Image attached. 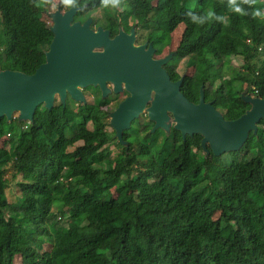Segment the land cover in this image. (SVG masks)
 I'll list each match as a JSON object with an SVG mask.
<instances>
[{"label": "trees", "instance_id": "16d2710c", "mask_svg": "<svg viewBox=\"0 0 264 264\" xmlns=\"http://www.w3.org/2000/svg\"><path fill=\"white\" fill-rule=\"evenodd\" d=\"M72 1L104 9L106 19L90 15L95 24L115 14L127 23L138 18L163 47L184 23L176 55L195 73L185 77L182 92L197 103L203 83L216 87L213 105L226 119L251 107L241 98L233 105L228 93L264 97V16L252 15L264 10V0L61 3ZM38 2L45 8L47 0H0V70L33 74L46 61L54 34ZM190 13L208 18L193 23ZM234 57L242 62L234 65ZM167 70L173 80L181 77L175 67ZM109 97L100 92L76 114L74 100L57 99L51 110L40 106L33 123L0 118V140L9 133L0 146V264H264V119L239 151L216 156L206 153L201 134L183 139L174 127L152 131L153 121L137 118L123 133L128 145L115 156L118 164L104 168L108 145L116 142L107 129L110 109L103 108Z\"/></svg>", "mask_w": 264, "mask_h": 264}, {"label": "water", "instance_id": "95a60500", "mask_svg": "<svg viewBox=\"0 0 264 264\" xmlns=\"http://www.w3.org/2000/svg\"><path fill=\"white\" fill-rule=\"evenodd\" d=\"M76 12L74 6L63 11L58 5L49 13L54 37L46 61L35 73L0 70V118L11 121L18 112L19 120L33 123L40 106L51 110L57 99L66 104L69 96L85 102L83 89L95 86L103 97L112 91L128 93L110 114V125L127 145L123 133L143 113L154 122L152 131L169 132L174 124L183 139L201 134L206 153L211 150L216 156L239 151L250 132L257 133L258 123L264 119V98L243 93L251 107L234 120L226 119L213 101L205 100L204 84L195 103L182 92L184 75L172 80L164 65L173 53L153 59L152 44L148 50L145 44H134V29L111 37L104 27L94 28L91 18L73 22Z\"/></svg>", "mask_w": 264, "mask_h": 264}, {"label": "rangeland", "instance_id": "374dc122", "mask_svg": "<svg viewBox=\"0 0 264 264\" xmlns=\"http://www.w3.org/2000/svg\"><path fill=\"white\" fill-rule=\"evenodd\" d=\"M50 3L47 7L48 10H46L42 5H40V3L38 2V5H40L41 7H38L39 9H41V12H42V20L48 25V26H51L53 24V21L49 15V12L51 11H54V9L56 8V3L58 0H49ZM181 0L179 2V6L181 5ZM190 6H194V1H191L189 3ZM37 8V6H35V9ZM121 7H119L118 9H120ZM108 9L110 11H114V4L110 5L107 7V9H105V11L107 12ZM104 11L103 10H99V9H91L88 11V14L85 15V17H88L90 16L91 14L95 13V14H98V13H102ZM185 28V24L184 23H181L179 24L175 30L171 33V44L166 46L165 48V51L168 52V51H175L176 48H177V45L180 41V38H181V34H182V31L183 29ZM242 62V59L241 57H234L233 58V63L235 65H239L240 63ZM174 63H179V58H175L174 59ZM178 73L180 75L182 74H193L195 72V67L192 66V63L189 62V65H188V59L184 58L180 61L179 63V67L177 69ZM230 71V68H227L226 69V75L229 73ZM227 77H225V80ZM224 80V82H225ZM228 89L230 88V83H226ZM241 85V84H240ZM245 86V84H244ZM216 87L212 86L211 84H206L205 85V92H206V99L207 100H210L208 98V93L210 92L212 94V92H214V89ZM102 92V91H101ZM84 93H85V102H80V101H77V100H74L73 103H71L72 105V108L75 110L74 113L76 114L77 110L79 109V105H84L85 108H87L88 106L90 105H93L96 103V101L99 99V95H100V91H98L97 87H94V86H88L84 89ZM110 93H114V92H110ZM108 94L106 97L104 98H108V103L107 105H105L103 108L104 109H110V114L118 107L117 105H119L118 103H120L121 101H123L126 97H127V94L124 93V91H121L119 93H114V94ZM102 94V93H101ZM228 96H229V100L230 102L233 104V105H240L241 104V100H240V97L238 95L237 92L235 93H228ZM70 97V96H69ZM103 97V95H102ZM212 97V96H211ZM59 100V99H58ZM116 101V104H113V102ZM112 105H115V109L114 108H111ZM110 116V115H109ZM16 117L18 120H19V113L16 112L14 113L13 115V118ZM12 118V119H13ZM140 121L143 122V124H146L150 121L149 117L146 115V113H143L140 115ZM108 120H109V124H110V120H111V117H108ZM19 121H24V122H27V123H31L29 120H23V119H20ZM90 127H92V123L89 124ZM108 131L110 132H114L115 130L113 129V127L111 125H109L107 127ZM163 131H165L164 129H162ZM162 130H159L160 132H158L157 134V140L159 141H163L164 138L167 136L165 133H169V132H166L165 133L162 131ZM115 133V137H116V142L120 143L121 145H117L116 142H113V143H110L108 145V149L111 151V155H110V162H108L104 168H107L109 167L110 165L111 166H114L116 164H118L115 159L118 155V153L121 152L123 146H127V143L126 142H122L118 139L117 135H116V132ZM7 137H9V133H7V135H5ZM46 136L48 137V134H46ZM7 137H4L5 139H7ZM3 138V139H4ZM3 139L0 140V146H2V142H3ZM83 142L82 141H79L77 143H75L74 145L68 147V151H73L77 146L81 145ZM123 145V146H122ZM6 147H8V145H6ZM9 177H8V181H9V186L7 188V193H8V196L10 199H13L14 197V181L11 180L10 176H11V172H12V168H10V171H9ZM18 179H20V177H18ZM116 194V192H114ZM21 262V259H17L16 260V264H20Z\"/></svg>", "mask_w": 264, "mask_h": 264}, {"label": "clouds", "instance_id": "9594fccd", "mask_svg": "<svg viewBox=\"0 0 264 264\" xmlns=\"http://www.w3.org/2000/svg\"><path fill=\"white\" fill-rule=\"evenodd\" d=\"M62 0H58L57 1V3H56V8L54 9V11L57 9V6L58 5H60L61 6V9L63 10V11H65V10H67V9H70V8H72L73 6L74 7H76L77 8V14L75 13V15H74V20H73V22H76V21H85L86 19H88V18H91V19H93V17L92 16H88V17H85V15L86 14H88V11L89 10H91L92 9V7H90V6H88V4H86V5H84V8L83 9H81V7L80 6H78L75 2H73L72 1V4L69 6V7H65L66 6V4H64V6H62ZM49 3H50V1L49 0H47V3H46V6H45V9L46 10H48L47 9V7H48V5H49ZM38 4V3H37ZM100 10V9H99ZM123 10V7H121L120 9H118L117 10V13L119 14L121 11ZM234 10L236 11V12H242L243 10L239 7V6H236L235 8H234ZM54 11H51V12H54ZM51 12H49V13H51ZM252 15H254V16H264V10H262V12L260 11V10H254L253 11V13H252ZM101 16H102V19H106L105 17H104V15L101 13ZM208 16L209 17H211L212 16V14L211 13H209L208 14ZM133 20H134V27H133V29H134V32H135V38L137 39V31L140 29V30H142L141 28H140V26L138 25V22L140 21L138 18H136V17H131ZM208 17H205V16H203V15H197V14H195V13H190V19L192 20V22L193 23H199V24H203L204 22H205V20L207 19ZM85 19V20H84ZM114 19L115 20H117V21H120L122 18H118V16L115 14V16H114ZM216 19H220V17H216ZM103 22V21H102ZM125 22H127V18H125ZM93 27L94 28H96L97 26H95L94 25V22H93ZM117 27V29H115ZM130 26H128V28H129ZM49 28H50V26H49ZM115 28L113 29V27H111L110 29H109V31H110V34L113 32V33H117V34H119V32L122 30L121 28H118V25H115ZM185 29V28H184ZM184 29H183V31H184ZM183 31H182V34H183ZM182 34H181V38H180V41H179V43H178V45H177V48H176V50L175 51H168V52H166L165 51V48H166V46H168V45H170L171 44V37H170V43L169 44H167L166 46H162L160 43H154L153 41H151L147 36H144L143 35V30H142V33L141 34H139V37H138V43H141L143 40H148V42L146 41V42H144L143 44H145L146 45V48H145V50H148L149 49V47H150V45L152 44L153 45V48H154V51H153V53L155 52V51H157V53H158V55H155L154 57H153V53H152V57H153V59H161V58H164V57H166V56H168L170 53H173V56L169 59V61L164 65V67H165V69L167 70V67H169V66H173V67H175L176 68V70L178 69V67H179V63H180V61L182 60V59H179V63H174V59L177 57L178 58V56L176 55V51H177V49H178V47H179V45H180V43H181V40H182ZM142 39V40H139V39ZM134 44H135V41H134ZM143 44H139V45H136V46H140V45H143ZM50 47V46H49ZM49 49V48H48ZM47 49V50H48ZM46 50V51H47ZM156 57H160V58H156ZM187 59V58H186ZM170 64H172V65H170ZM188 65H189V61H188ZM235 65V64H234ZM233 65V66H234ZM192 66H193V64H192ZM167 72L169 73V71L167 70ZM178 72V71H177ZM195 73V72H194ZM193 73V74H194ZM229 73H230V71H229ZM228 73V74H229ZM193 74H189L190 76L191 75H193ZM227 74V75H228ZM169 75H170V73H169ZM184 75V79H185V77L186 76H189V75H187V74H182L181 75V77ZM171 76V75H170ZM180 77V78H181ZM172 78V77H171ZM179 78V79H180ZM178 79V80H179ZM172 80H173V78H172ZM227 80H229V79H227ZM173 81H177V80H173ZM184 81V80H183ZM182 84H183V82H182ZM204 84V83H203ZM205 85L206 84H204V91H205ZM217 85V84H216ZM182 86V85H181ZM202 86V85H201ZM243 87L244 88H246V84H245V86H244V84H243ZM201 88V87H200ZM85 89V88H84ZM84 89H83V92H84ZM126 91V90H125ZM243 93H247V94H250V93H248L247 91H243L242 93L240 92V98L241 99H243L242 98V94ZM85 94V93H84ZM250 95H252L253 97H255L256 95H253V94H250ZM211 96H213V92H212V94L209 92L208 93V98L210 99V100H207L206 99V92H205V100L206 101H213L212 100V97ZM256 97H260V96H256ZM262 98H264V97H262ZM200 99V98H199ZM244 100V99H243ZM245 101V100H244ZM193 102V101H192ZM199 102V101H198ZM197 102V103H198ZM196 103V102H195ZM219 110V109H218ZM248 110V109H247ZM220 111V110H219ZM221 112V111H220ZM222 113V112H221ZM147 115V114H146ZM263 120V119H262ZM261 120V121H262ZM260 121V122H261ZM259 122V123H260ZM258 123V124H259ZM172 127H174V124L172 125ZM171 127V128H172ZM171 130V129H170ZM225 154V153H224Z\"/></svg>", "mask_w": 264, "mask_h": 264}, {"label": "flooded vegetation", "instance_id": "af4514ba", "mask_svg": "<svg viewBox=\"0 0 264 264\" xmlns=\"http://www.w3.org/2000/svg\"><path fill=\"white\" fill-rule=\"evenodd\" d=\"M77 14V13H76ZM85 20V19H84ZM93 20V19H92ZM93 22H94V20H93ZM134 20L132 19V18H129L128 19V23L127 22H123V19H121L120 21H117V20H112V22H109L108 20H107V22L106 21H103V23H100V24H95V22H94V25L95 26H102V27H104L105 29H107V30H109L111 27H113V29L115 28V25H118V28H121L125 33H127V34H130L131 33V31H132V29H133V27H134ZM128 26H130L129 28H128ZM128 28V29H127ZM143 29V35L144 36H147L149 39H150V30H148V29H144V28H142ZM142 33V30H138L137 31V39L135 38V44L136 45H139V44H143L144 42H148V40H143L141 43H138V37H139V34H141ZM117 35V33H111V37H115ZM139 40H142L141 38L139 39ZM155 55H158V53H157V51H155L154 53H153V57L155 56ZM156 58H160V57H156ZM97 89H98V91H100L101 92V90H100V88L99 87H97ZM113 92V91H112ZM102 93V92H101ZM124 93H126L127 95H128V93L124 90ZM110 94H114V93H110ZM113 104H116V101H114L113 102ZM119 104V103H118ZM118 106V105H117Z\"/></svg>", "mask_w": 264, "mask_h": 264}]
</instances>
